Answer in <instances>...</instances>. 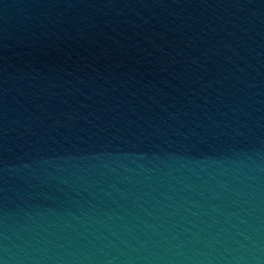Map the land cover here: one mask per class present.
<instances>
[{
  "label": "water",
  "instance_id": "95a60500",
  "mask_svg": "<svg viewBox=\"0 0 264 264\" xmlns=\"http://www.w3.org/2000/svg\"><path fill=\"white\" fill-rule=\"evenodd\" d=\"M0 264H264V0H0Z\"/></svg>",
  "mask_w": 264,
  "mask_h": 264
}]
</instances>
